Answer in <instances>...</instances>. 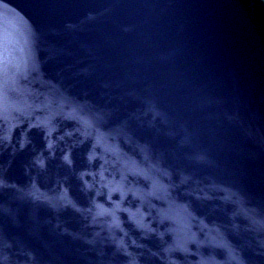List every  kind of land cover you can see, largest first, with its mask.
Instances as JSON below:
<instances>
[{
  "label": "water",
  "instance_id": "water-1",
  "mask_svg": "<svg viewBox=\"0 0 264 264\" xmlns=\"http://www.w3.org/2000/svg\"><path fill=\"white\" fill-rule=\"evenodd\" d=\"M0 264H264V0H0Z\"/></svg>",
  "mask_w": 264,
  "mask_h": 264
}]
</instances>
